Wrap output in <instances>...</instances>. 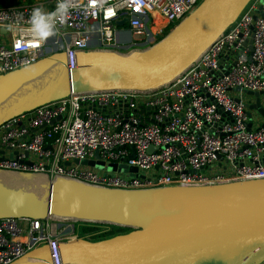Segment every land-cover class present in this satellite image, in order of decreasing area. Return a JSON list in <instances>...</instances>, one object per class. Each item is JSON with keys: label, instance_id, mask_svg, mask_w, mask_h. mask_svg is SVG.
Returning <instances> with one entry per match:
<instances>
[{"label": "built area", "instance_id": "1", "mask_svg": "<svg viewBox=\"0 0 264 264\" xmlns=\"http://www.w3.org/2000/svg\"><path fill=\"white\" fill-rule=\"evenodd\" d=\"M199 1L34 0L1 6L6 41H0V73L57 50L65 52L71 69L80 51L126 55L145 49L155 15L164 26L176 24ZM60 3L67 4L63 23ZM36 8L46 16L55 14L45 20L54 24L46 38L36 32ZM123 17L125 26L117 27ZM235 86L264 90V0H247L221 32L160 84L71 91L3 121L0 168L44 172L52 182L125 190L263 179L264 123L252 125L250 118L246 129L244 99L231 90ZM95 151L104 163L124 157L137 171L104 172L72 162L93 158ZM213 167L216 173H207ZM75 237H61L47 217H1L0 264L43 242L50 264H61L59 242ZM256 264H264V257Z\"/></svg>", "mask_w": 264, "mask_h": 264}, {"label": "water", "instance_id": "2", "mask_svg": "<svg viewBox=\"0 0 264 264\" xmlns=\"http://www.w3.org/2000/svg\"><path fill=\"white\" fill-rule=\"evenodd\" d=\"M246 1L200 0L163 37L145 49L126 55L80 51L76 53V66L69 69L65 52L57 50L0 73V124L40 104L65 97L71 91L144 89L160 84L221 32ZM125 21L123 17L116 24L123 25ZM231 90L246 96L243 100L248 117L246 129L250 127L252 111L263 124L264 90L237 86ZM124 160L121 157L119 163H104L95 151L93 158H74L72 162L104 172L132 174L137 171ZM194 202L241 211L248 218L234 223L239 215H226L225 220L219 216H185L174 227L161 226L162 207ZM70 210H76L81 220L119 225L131 220L135 221V227L95 241L81 237L61 241L58 244L61 264H150L171 258L179 259L174 264H256L264 257V178L136 190L94 187L75 193L69 181L52 182L44 172L0 168V218L42 219ZM6 264H50L49 248L43 242Z\"/></svg>", "mask_w": 264, "mask_h": 264}, {"label": "rangeland", "instance_id": "3", "mask_svg": "<svg viewBox=\"0 0 264 264\" xmlns=\"http://www.w3.org/2000/svg\"><path fill=\"white\" fill-rule=\"evenodd\" d=\"M157 20L158 21L156 22L157 25H156L155 29L151 30V27H150L151 32L149 35H151V36L148 38V35H147V40L144 41V43L146 45H151L152 43H154L158 40L157 36H158V34L161 33L160 31L163 28L164 24L162 23V20H159V19H157ZM161 24H163V25H161ZM160 26H161V29H159ZM117 27H121V25H117ZM144 38L146 39V36L142 37L143 40H145ZM241 95H242L243 99H246V96H244L242 93H241ZM251 120H252V125H255V124L260 123L261 118L259 117V115L255 111H252L251 112ZM120 173H122V172H120ZM207 173H209V174L216 173V168L213 167L212 169L208 170ZM217 173H219V170ZM71 181H74V180H69V182H71ZM82 184L85 185L86 187L90 188V189L91 188L93 189L94 187H96V186H93V185L88 184V183H82ZM194 206L205 207L207 209H215V211H226L227 214H225L223 217H220L221 220H225L226 215H230V214H231L230 216L239 215L240 219L238 221H235L234 223L244 222L248 218V215L242 213L241 211L222 208V207H218V206H215V205H212L209 203H205V202L179 203V204H174V205L169 204V205H165L164 207H162V209H161V213H162L161 226L163 228H170V227L176 226L177 222L179 220L186 218V217L183 218V216H180V214H182L184 211H186V210H188ZM182 208H183V210H182ZM169 214H173L176 217L172 221H167L166 216ZM177 215H178V217H177ZM75 220H81L77 217L76 213H74V214L65 213V214H61V215L49 214L47 216L48 223H50L52 225L53 230L57 234H59L61 237L71 236V234L73 233L72 232V222ZM134 223H135V221L126 220V221H124L123 224H134ZM20 225L23 228L25 226V223H20ZM178 260L179 259H177V258H171L168 260H164V261H160V262H153L150 264H174V263L178 262Z\"/></svg>", "mask_w": 264, "mask_h": 264}, {"label": "trees", "instance_id": "4", "mask_svg": "<svg viewBox=\"0 0 264 264\" xmlns=\"http://www.w3.org/2000/svg\"><path fill=\"white\" fill-rule=\"evenodd\" d=\"M34 0H0L1 6H11L17 4H31ZM175 23H167L158 34V39L163 37ZM130 228L125 225L98 222L75 220L72 222V232L76 237L88 239L90 241L104 239L113 235L127 232Z\"/></svg>", "mask_w": 264, "mask_h": 264}, {"label": "bare ground", "instance_id": "5", "mask_svg": "<svg viewBox=\"0 0 264 264\" xmlns=\"http://www.w3.org/2000/svg\"><path fill=\"white\" fill-rule=\"evenodd\" d=\"M157 19L160 20V18L158 16H154V23L151 26V30L155 29L156 25H157ZM194 55V54H193ZM192 55V56H193ZM70 184L73 187V190L75 191V193L77 192H83V191H89L90 189L88 187H86L85 185H83L82 183H79L78 181H71ZM85 208L88 210L89 205H86ZM183 210V208H182ZM176 212V211H175ZM68 214H74L76 213V210H70L67 212ZM225 214H227L226 211H215V209H207L205 207H199V206H194L186 211H184L182 214H180V216H183V218L185 216H196V217H202V218H210L213 216L216 217H223ZM77 215V214H76ZM231 215V214H230ZM229 215V216H230ZM54 217V216H53ZM176 216L173 214H169L166 216V220L167 221H172ZM178 217V215H177ZM73 218V217H72ZM182 219V218H181ZM240 219V218H239ZM171 223V222H170Z\"/></svg>", "mask_w": 264, "mask_h": 264}, {"label": "clouds", "instance_id": "6", "mask_svg": "<svg viewBox=\"0 0 264 264\" xmlns=\"http://www.w3.org/2000/svg\"><path fill=\"white\" fill-rule=\"evenodd\" d=\"M58 12L61 15V20L60 22L63 23V16L67 12V4L66 3H60L58 6ZM55 14H49L45 15L42 13L40 8H36L33 10V21H34V26L36 29L37 34L42 37L46 38L50 35L53 34L52 28L54 27V24H49L45 23V20H53V17Z\"/></svg>", "mask_w": 264, "mask_h": 264}, {"label": "crops", "instance_id": "7", "mask_svg": "<svg viewBox=\"0 0 264 264\" xmlns=\"http://www.w3.org/2000/svg\"><path fill=\"white\" fill-rule=\"evenodd\" d=\"M158 21V20H157ZM118 25V24H117ZM121 26H125V22L123 25ZM4 34V30H0V41H6V36L3 35Z\"/></svg>", "mask_w": 264, "mask_h": 264}]
</instances>
